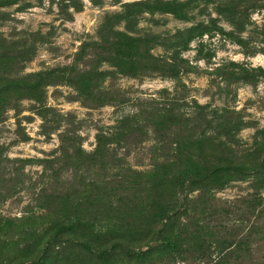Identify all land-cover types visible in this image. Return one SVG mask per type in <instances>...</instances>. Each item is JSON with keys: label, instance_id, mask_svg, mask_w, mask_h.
Segmentation results:
<instances>
[{"label": "rangeland", "instance_id": "374dc122", "mask_svg": "<svg viewBox=\"0 0 264 264\" xmlns=\"http://www.w3.org/2000/svg\"><path fill=\"white\" fill-rule=\"evenodd\" d=\"M0 145V264H264V0L0 6ZM226 162L246 171L211 178Z\"/></svg>", "mask_w": 264, "mask_h": 264}, {"label": "trees", "instance_id": "16d2710c", "mask_svg": "<svg viewBox=\"0 0 264 264\" xmlns=\"http://www.w3.org/2000/svg\"><path fill=\"white\" fill-rule=\"evenodd\" d=\"M17 0H0V6H5V5H9L12 4L14 2H16ZM146 6H149L147 4H145ZM128 45L130 48H132L133 50H135L134 54H130V57L132 58H136L137 62L138 60L141 58V53L138 49H134L133 48V44L132 42H128ZM104 52V49H103ZM103 52H98L96 54V57L93 58L92 62H90L91 65V69L88 71L87 75V79H86V83L85 85L88 86L91 83H94L92 85H90L88 87L87 90L89 89H94L96 86H98V84L102 82V80L104 79V77H106V75H108L107 71L105 70H99L100 67V63H102L103 59H114L111 58L108 54H103ZM79 55V54H78ZM118 62V66H121L122 64H120V59L116 60ZM130 65V64H129ZM136 66L133 65V62L131 63V65L128 68V72L133 73L134 72V68ZM121 68V67H119ZM56 71H60V70H56ZM56 71L53 70V73L56 74ZM82 76V75H81ZM45 84V77L42 74H31V75H25L23 77L20 78H16V80H10L8 82V85H6L8 87L7 90L12 91V93L8 92V98H7V102L6 103H10L12 102V107L16 110L19 109V104H18V98L20 97H27V98H31L34 101H38L40 103H42L43 101V91H42V85ZM94 87V88H91ZM86 90V92H87ZM14 92H17V94H13ZM2 95L5 94V92H1ZM24 95V96H23ZM42 111H46L45 109L42 108ZM102 146H103V141H101L100 138H98V146L96 148L97 152H102ZM3 147L0 145V162H9L8 158H4L2 157L3 154ZM76 153L74 154V156H76V159L78 157H82L84 156L82 150H77L75 151ZM81 159V158H80ZM26 160L23 159H19L18 162L19 163H24ZM225 164L228 165H224V164H220L218 166L215 167V173L213 175H210L211 178L215 179H220L222 177L223 174L227 173V172H231L232 170H238L240 169L241 171H246L245 170V166L242 165H235V167H232L230 169V166H232L231 164H229V162H226ZM204 177V175L200 176L199 178H197V180H199L200 178ZM101 181H96V186H94V188L99 189V183ZM97 189V190H98ZM75 227V225L73 224V222L70 223H64L61 224L58 228V233L59 232H63L66 230H72ZM160 243L162 244L161 249H163L164 252H166V257H170L171 255H174L176 253H181V250L184 249V244H180L179 242H176L175 240H172L169 236L166 235L162 236L159 238ZM85 250L87 252H89L90 254H96L97 257H104L106 258L107 256H109L111 253L110 251H115L116 249L122 248L121 244H113L110 248H106L103 249L101 251H96L92 245L90 244H83ZM125 251H129L131 254L132 253V249H128V247L124 246ZM141 249V248H140ZM198 249V248H197ZM138 256H136L137 258ZM140 258V257H138Z\"/></svg>", "mask_w": 264, "mask_h": 264}]
</instances>
